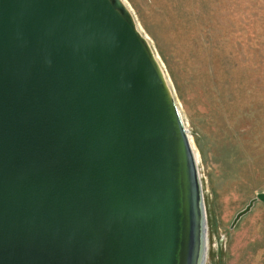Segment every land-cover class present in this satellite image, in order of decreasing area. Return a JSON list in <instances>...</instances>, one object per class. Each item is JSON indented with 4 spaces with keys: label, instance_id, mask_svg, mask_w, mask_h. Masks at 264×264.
<instances>
[{
    "label": "water",
    "instance_id": "obj_1",
    "mask_svg": "<svg viewBox=\"0 0 264 264\" xmlns=\"http://www.w3.org/2000/svg\"><path fill=\"white\" fill-rule=\"evenodd\" d=\"M205 226L186 128L126 4L0 0V264H204Z\"/></svg>",
    "mask_w": 264,
    "mask_h": 264
},
{
    "label": "rangeland",
    "instance_id": "obj_2",
    "mask_svg": "<svg viewBox=\"0 0 264 264\" xmlns=\"http://www.w3.org/2000/svg\"><path fill=\"white\" fill-rule=\"evenodd\" d=\"M122 1L166 75L194 153L204 264H264V200L232 224L264 191V0Z\"/></svg>",
    "mask_w": 264,
    "mask_h": 264
},
{
    "label": "trees",
    "instance_id": "obj_3",
    "mask_svg": "<svg viewBox=\"0 0 264 264\" xmlns=\"http://www.w3.org/2000/svg\"><path fill=\"white\" fill-rule=\"evenodd\" d=\"M217 51H219V50H217ZM210 56H211V53H210Z\"/></svg>",
    "mask_w": 264,
    "mask_h": 264
}]
</instances>
